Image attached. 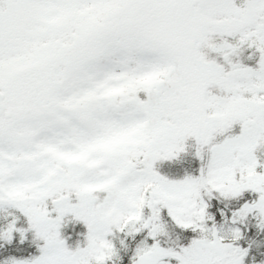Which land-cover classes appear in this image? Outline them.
I'll list each match as a JSON object with an SVG mask.
<instances>
[{
  "label": "snow or ice",
  "instance_id": "6c2138e0",
  "mask_svg": "<svg viewBox=\"0 0 264 264\" xmlns=\"http://www.w3.org/2000/svg\"><path fill=\"white\" fill-rule=\"evenodd\" d=\"M259 233L264 0H0V264H247Z\"/></svg>",
  "mask_w": 264,
  "mask_h": 264
},
{
  "label": "trees",
  "instance_id": "16d2710c",
  "mask_svg": "<svg viewBox=\"0 0 264 264\" xmlns=\"http://www.w3.org/2000/svg\"><path fill=\"white\" fill-rule=\"evenodd\" d=\"M245 63L254 65L255 59L245 60ZM238 130V128H237ZM190 143H192L190 141ZM195 149L189 148V150L185 153H182L180 158L173 161H164L159 164V170L166 175H169L171 178H181L186 173L196 172L199 169L200 161L194 155ZM86 229L82 224L75 225L74 228L69 227L65 229V235L69 236V243L75 244L78 237L77 233L83 232ZM254 239L258 241V244H254L251 250L249 257L247 258V264H251L252 257L255 256L257 261L264 260V233H259V235H255ZM246 243V242H245ZM127 255L124 258L123 264H127L126 262Z\"/></svg>",
  "mask_w": 264,
  "mask_h": 264
},
{
  "label": "rangeland",
  "instance_id": "374dc122",
  "mask_svg": "<svg viewBox=\"0 0 264 264\" xmlns=\"http://www.w3.org/2000/svg\"><path fill=\"white\" fill-rule=\"evenodd\" d=\"M250 54V50H246V52L244 53V55L242 56L243 61L247 60V56ZM68 159H73V158H68ZM130 255V253L127 254V256ZM127 262V259H126Z\"/></svg>",
  "mask_w": 264,
  "mask_h": 264
}]
</instances>
